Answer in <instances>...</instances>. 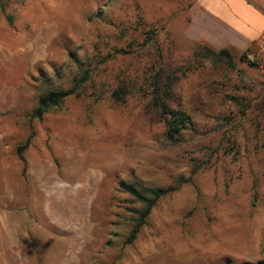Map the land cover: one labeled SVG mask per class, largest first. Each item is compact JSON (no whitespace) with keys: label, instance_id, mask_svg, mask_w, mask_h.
I'll return each mask as SVG.
<instances>
[{"label":"rangeland","instance_id":"1","mask_svg":"<svg viewBox=\"0 0 264 264\" xmlns=\"http://www.w3.org/2000/svg\"><path fill=\"white\" fill-rule=\"evenodd\" d=\"M186 5L0 0V264L264 259V73L190 42ZM81 69L79 97L31 120L40 81ZM163 101L190 118L176 142ZM120 181L169 190L131 244Z\"/></svg>","mask_w":264,"mask_h":264},{"label":"crops","instance_id":"2","mask_svg":"<svg viewBox=\"0 0 264 264\" xmlns=\"http://www.w3.org/2000/svg\"><path fill=\"white\" fill-rule=\"evenodd\" d=\"M181 0H168L176 3ZM187 2L182 34L213 51L240 56L264 33V0H182ZM168 9H177L175 5Z\"/></svg>","mask_w":264,"mask_h":264},{"label":"trees","instance_id":"3","mask_svg":"<svg viewBox=\"0 0 264 264\" xmlns=\"http://www.w3.org/2000/svg\"><path fill=\"white\" fill-rule=\"evenodd\" d=\"M204 49L212 58L219 59L225 56L229 61L232 60L231 54L221 49L219 51H213L209 47L203 46ZM199 53V52H198ZM197 53V55H199ZM244 54V53H243ZM243 54L240 59L243 60ZM82 76L79 80H74L72 87L69 90H62L55 86L52 78H46L40 81L38 84V96L37 103L33 111L30 113L31 120H41L43 115L48 112L51 108H57L64 99L70 95L79 97V89L82 84L89 80V70H82ZM158 90V89H157ZM165 96H169V90H166ZM160 98V97H159ZM155 103L159 101L158 96L155 98ZM157 108L161 109L162 114L168 117L166 121V139L170 142H176L180 139L183 132L187 131L190 126V118L182 109H172L166 104L161 102L155 104ZM30 137L26 139L22 146L16 148V155L21 160L24 150L29 146ZM119 188L123 193L134 198L135 202L141 205V209L135 212L132 221L131 231L126 238L125 243L131 244L135 238L138 237L142 227L145 225L147 217L150 216L152 209L154 208L159 197L161 198L169 190H163L160 187L148 186L138 181L133 183H126L125 181L119 182ZM257 264H264V259L259 261Z\"/></svg>","mask_w":264,"mask_h":264},{"label":"built area","instance_id":"4","mask_svg":"<svg viewBox=\"0 0 264 264\" xmlns=\"http://www.w3.org/2000/svg\"><path fill=\"white\" fill-rule=\"evenodd\" d=\"M243 60L264 73V33L257 39L255 46L244 52Z\"/></svg>","mask_w":264,"mask_h":264}]
</instances>
